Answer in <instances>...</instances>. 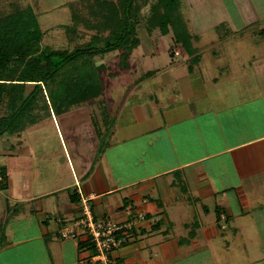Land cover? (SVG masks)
<instances>
[{
  "label": "crops",
  "instance_id": "1",
  "mask_svg": "<svg viewBox=\"0 0 264 264\" xmlns=\"http://www.w3.org/2000/svg\"><path fill=\"white\" fill-rule=\"evenodd\" d=\"M180 8L194 52L140 41L127 72L139 60L141 70L102 115L99 138L87 117L81 133L68 134L75 143L62 142L50 112L61 154L57 166L48 145L43 170L56 178L32 189L1 166L0 264H92L85 236L59 237L83 198L97 220L143 217L113 253L118 263L264 264V255L245 256L254 237L264 249V0H182ZM76 144L87 149L75 153ZM64 167L69 179H58Z\"/></svg>",
  "mask_w": 264,
  "mask_h": 264
},
{
  "label": "trees",
  "instance_id": "2",
  "mask_svg": "<svg viewBox=\"0 0 264 264\" xmlns=\"http://www.w3.org/2000/svg\"><path fill=\"white\" fill-rule=\"evenodd\" d=\"M101 5L108 14L101 18L100 29L108 25L109 36H100L96 29L98 34L70 53L42 46L43 32L31 8L0 18V104L6 100L8 108L0 117V138L17 137L46 113L58 116L99 98L109 81L99 77L92 58L122 51L121 68L128 69L129 55L140 45L138 27L148 35L157 30L162 37L170 36L172 46H180L188 55L194 52L181 0H118ZM65 28L76 33L73 27ZM29 84L32 89L27 92ZM104 146L100 141L97 155ZM6 172L0 167L1 190L7 188Z\"/></svg>",
  "mask_w": 264,
  "mask_h": 264
},
{
  "label": "rangeland",
  "instance_id": "3",
  "mask_svg": "<svg viewBox=\"0 0 264 264\" xmlns=\"http://www.w3.org/2000/svg\"><path fill=\"white\" fill-rule=\"evenodd\" d=\"M104 2L118 3V0H0V18L18 9L31 8L36 15L40 29L43 32V39L41 42L42 46H48L56 50H65L70 53L76 47H81L89 41L92 36L98 34L96 29L97 31L100 30V36H109L108 25L104 24L106 27L104 28V31H101L100 29L101 22L103 23L104 21V18H101L108 14V9L101 5ZM75 17L77 18L76 21L73 20ZM67 26L73 27L72 29H75L76 33L67 30L65 28ZM188 28L190 32H193V28L190 23ZM137 36L141 42L148 40L149 43L152 44V42H157V40L160 39V42H163V40L166 41L171 49L178 48L177 46H172L170 36L163 37L164 39H162V36L157 30L148 35L144 28L138 27ZM139 51H143V48H140ZM147 51H151V49L147 48ZM244 51L248 50L245 49ZM121 52L122 51H114L100 57L92 58L94 66L98 69L97 71L99 77H101L104 81H109V85L101 93L99 98L93 100L92 102L78 106L73 109V112L72 110L70 111L74 116H77V120L75 121L78 122L79 125L72 124V119L65 113L56 118L55 122L57 123V128L62 142L65 140L66 144H70V141L75 143L76 139H71L68 134L74 135L75 133H81L83 123H87V117L89 118V123L90 125L92 124L94 133L97 134L98 138L100 134L102 135L104 128H106V125L103 126L101 124L102 115L105 113L109 116L108 112H111L112 109L115 108L118 98L127 92L130 87H132L133 78H136V76H138L137 74L141 70L140 60L136 63V72H127L129 68L123 70L120 62ZM137 57L138 56L135 57L134 61H136ZM128 61L129 59L127 62ZM31 89L32 85H27L26 91L28 92ZM7 110V102L4 100L3 103L0 104V117L5 116ZM93 118L95 121L97 120L96 124L93 122ZM59 143L60 142L56 136L53 124L46 113L43 120H40L37 124L28 127L17 137L15 135L12 137L4 136L0 138V167L4 165L10 167L12 180L13 178L14 180L17 178L15 174L22 172L21 180L23 179V186L32 189H36L40 185L44 186L41 183L37 184L36 179L38 181L41 178H56L55 172H50L48 169L43 170L45 166L43 163L44 153L46 157L50 156L46 147H48V145L53 147L51 160L55 161L54 163H57L54 156L56 154H61ZM4 149L8 151H5L6 155L2 154ZM86 149V146L76 144L74 151L76 153ZM9 151L13 152V155ZM75 153L74 156L77 157ZM17 154L24 158H21L20 156L18 157ZM58 164L59 162L57 163V166ZM63 165L65 166V164ZM34 169L37 171L36 173H38V176H36V173L34 174ZM63 171L64 173L62 174L64 175L62 177L57 176V178H64L66 180L69 179L67 176L68 170L64 167ZM13 183L15 185L17 182L13 181ZM254 233L255 231H252L250 234ZM254 238L253 243L250 245V250L247 254H245V256L250 258L262 257L264 255V249L260 246H256L257 243H255ZM244 240L245 238L242 242Z\"/></svg>",
  "mask_w": 264,
  "mask_h": 264
},
{
  "label": "built area",
  "instance_id": "4",
  "mask_svg": "<svg viewBox=\"0 0 264 264\" xmlns=\"http://www.w3.org/2000/svg\"><path fill=\"white\" fill-rule=\"evenodd\" d=\"M143 217L125 223H116L111 219H95L88 199L80 201V217L66 224L59 231L61 240H75L80 235L86 237L93 246L92 264H121L112 258L113 253L126 242L135 225Z\"/></svg>",
  "mask_w": 264,
  "mask_h": 264
}]
</instances>
